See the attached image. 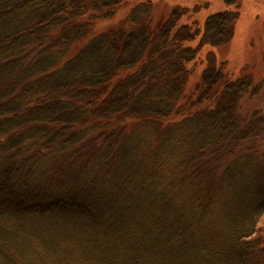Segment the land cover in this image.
I'll use <instances>...</instances> for the list:
<instances>
[{"label": "trees", "instance_id": "16d2710c", "mask_svg": "<svg viewBox=\"0 0 264 264\" xmlns=\"http://www.w3.org/2000/svg\"><path fill=\"white\" fill-rule=\"evenodd\" d=\"M128 1L0 0V264H264V17Z\"/></svg>", "mask_w": 264, "mask_h": 264}, {"label": "rangeland", "instance_id": "374dc122", "mask_svg": "<svg viewBox=\"0 0 264 264\" xmlns=\"http://www.w3.org/2000/svg\"><path fill=\"white\" fill-rule=\"evenodd\" d=\"M142 1L145 2L146 0H129L127 3H125L122 6L121 10L114 18H112L108 22H102L101 24H99L97 31L103 32L108 30H119L122 28L126 29L132 27V24L129 23L128 19H126L128 13L127 11H129L127 10V8L129 7V5H131L132 7L134 5L142 3ZM151 2L152 4L150 5L151 7L148 17L151 20V25H152L151 29L153 28L154 30L157 29V27H159L160 24H162L163 22H165V20L168 19V17L173 11V8L177 6H181L183 10L184 8L188 9L187 10L188 15L186 17L187 22L199 24L202 22V19L206 16L205 15L206 10H202V9L208 7L207 11L214 12L220 9L223 5V3L218 0H152ZM198 10H201V12H199ZM240 12H241L240 19L242 21L243 28L239 27V29L244 30L245 34H240L238 36L239 37L238 43L239 44L242 43V45H244L247 39L250 40L252 45L257 46V42L261 40L263 34V29H261V26L259 25L260 23L259 21L262 19V17H264L262 16L264 15V0H244ZM255 19L257 20L256 22L259 23H254ZM246 47H247V51L245 52V54L247 57L248 56L247 52L250 49L249 46ZM254 54L255 51H253V55ZM220 55H223V58L227 56L226 52L223 50L220 53ZM241 62H242V57L240 53L234 52V54L230 58V63H233V65L237 67L240 65ZM260 66L261 64L259 62V68ZM190 85H192V83ZM256 110L260 111L261 114H264V87L263 89H261L258 95L254 97H246L241 102L242 116L248 118ZM263 223H264V217H263ZM11 250H12V246H11Z\"/></svg>", "mask_w": 264, "mask_h": 264}]
</instances>
